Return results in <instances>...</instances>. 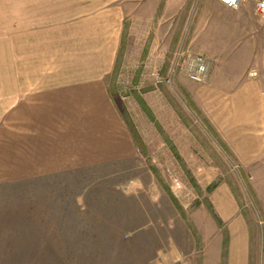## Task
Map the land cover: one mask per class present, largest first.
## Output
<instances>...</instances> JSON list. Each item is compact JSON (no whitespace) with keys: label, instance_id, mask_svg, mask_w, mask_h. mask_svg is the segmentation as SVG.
<instances>
[{"label":"rangeland","instance_id":"obj_1","mask_svg":"<svg viewBox=\"0 0 264 264\" xmlns=\"http://www.w3.org/2000/svg\"><path fill=\"white\" fill-rule=\"evenodd\" d=\"M228 49H264L254 0H0V84L16 75L41 91L112 60L105 83L133 143L132 156L0 183V264H104L90 251L110 226L175 238L205 264L217 247L226 256L225 183L251 229V264H264V166L241 164L222 138L236 108L225 87L241 72L225 71ZM188 54L210 61L204 81L189 78Z\"/></svg>","mask_w":264,"mask_h":264},{"label":"crops","instance_id":"obj_2","mask_svg":"<svg viewBox=\"0 0 264 264\" xmlns=\"http://www.w3.org/2000/svg\"><path fill=\"white\" fill-rule=\"evenodd\" d=\"M234 50H225V71H241L236 74L241 80L225 87V102L236 108L225 110L222 138L241 164L264 166V49ZM111 63L102 75L79 74L41 91L16 75L0 84V183L31 181L133 155L131 135L104 79ZM249 69L262 79H245ZM239 102L247 108L238 111ZM220 214L229 231L226 256L225 247H217L214 260L205 255V264H251V229L226 183L225 213ZM108 229L115 236L94 238L90 251L95 260L104 256V264H197L183 258L175 238L119 237L117 228Z\"/></svg>","mask_w":264,"mask_h":264},{"label":"built area","instance_id":"obj_3","mask_svg":"<svg viewBox=\"0 0 264 264\" xmlns=\"http://www.w3.org/2000/svg\"><path fill=\"white\" fill-rule=\"evenodd\" d=\"M222 4L229 8H238L244 0H219ZM256 4V15L260 21L264 23V0H254ZM184 47H181V51L178 53L180 59L181 56L185 55ZM188 76L191 80L196 82H202L206 79L210 68V61L207 57L201 54H188ZM251 77H256L258 72L256 70L250 71Z\"/></svg>","mask_w":264,"mask_h":264}]
</instances>
